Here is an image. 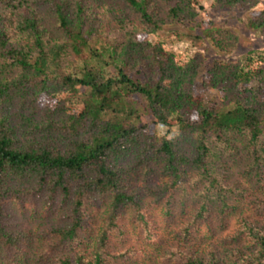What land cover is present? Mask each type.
I'll use <instances>...</instances> for the list:
<instances>
[{"label":"trees","instance_id":"trees-1","mask_svg":"<svg viewBox=\"0 0 264 264\" xmlns=\"http://www.w3.org/2000/svg\"><path fill=\"white\" fill-rule=\"evenodd\" d=\"M204 1L260 0H0V264H264V50L161 35L231 54Z\"/></svg>","mask_w":264,"mask_h":264},{"label":"rangeland","instance_id":"rangeland-1","mask_svg":"<svg viewBox=\"0 0 264 264\" xmlns=\"http://www.w3.org/2000/svg\"><path fill=\"white\" fill-rule=\"evenodd\" d=\"M197 18L199 20H208L215 27L228 29L237 39L235 50L229 55H221L213 45L207 40L199 42L195 36L198 34L196 30L188 31L183 27H167L161 34L163 37H171L174 33L181 36L180 39L170 42L174 54L188 53L191 57L203 60L205 66H211L214 61L220 60L224 63L235 62L242 58L249 51L264 50V31H251L247 24L253 12H260L264 10V0H260L258 6L254 10L244 12L241 9H227L215 11L211 7V2L204 1L198 7ZM153 42L155 37H151ZM204 73H201L199 78L195 81V87H198L203 79ZM198 90L197 88H194ZM204 98H218L219 92L217 90H209L202 93ZM151 118L143 115V121L148 122ZM156 133L159 136H166L171 138L178 131L177 128H166L162 125L155 127Z\"/></svg>","mask_w":264,"mask_h":264}]
</instances>
